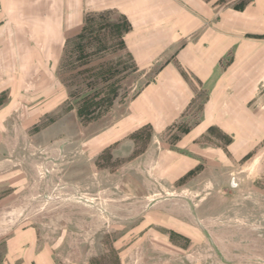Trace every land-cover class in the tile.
Wrapping results in <instances>:
<instances>
[{
    "label": "rangeland",
    "instance_id": "rangeland-1",
    "mask_svg": "<svg viewBox=\"0 0 264 264\" xmlns=\"http://www.w3.org/2000/svg\"><path fill=\"white\" fill-rule=\"evenodd\" d=\"M85 4L60 48L0 33V264H264V128L195 133L186 69L189 108L158 129L133 113L188 42L187 0Z\"/></svg>",
    "mask_w": 264,
    "mask_h": 264
},
{
    "label": "crops",
    "instance_id": "crops-1",
    "mask_svg": "<svg viewBox=\"0 0 264 264\" xmlns=\"http://www.w3.org/2000/svg\"><path fill=\"white\" fill-rule=\"evenodd\" d=\"M85 1L0 0V33L25 34L27 47L34 46L27 34H42L37 48H60L64 34L81 29L88 9ZM209 5L187 0L185 11L172 10V31L188 42L178 51L175 67L162 70L156 83L135 100L133 113L137 124L158 129L169 115L189 108L198 93L179 71L186 69L207 94L203 119L194 132L204 130L203 135L217 128L238 142L244 129L264 128V0L214 16Z\"/></svg>",
    "mask_w": 264,
    "mask_h": 264
}]
</instances>
